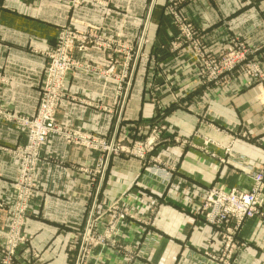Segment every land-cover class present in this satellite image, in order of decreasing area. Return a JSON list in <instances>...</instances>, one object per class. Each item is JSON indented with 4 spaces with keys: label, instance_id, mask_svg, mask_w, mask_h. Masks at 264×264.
Listing matches in <instances>:
<instances>
[{
    "label": "crops",
    "instance_id": "obj_1",
    "mask_svg": "<svg viewBox=\"0 0 264 264\" xmlns=\"http://www.w3.org/2000/svg\"><path fill=\"white\" fill-rule=\"evenodd\" d=\"M174 20L194 24L206 55L220 53L226 36L240 38L264 73V0H0V111L35 116L46 54L59 31L89 32L102 46L73 48L70 56L107 78L67 74L55 120L121 147L104 155L48 139L20 230L24 243L11 264H75L89 218L101 232L120 214L115 244L95 248L90 264H129L130 257L207 264L220 256V228L196 209L211 188L246 192L253 174L264 177V83L237 75L227 86L206 88L196 50L169 48L178 34ZM154 134L151 151L139 158L134 143ZM26 138L0 119V264L20 171L14 151ZM235 241V264H264V223L243 221Z\"/></svg>",
    "mask_w": 264,
    "mask_h": 264
},
{
    "label": "built area",
    "instance_id": "obj_2",
    "mask_svg": "<svg viewBox=\"0 0 264 264\" xmlns=\"http://www.w3.org/2000/svg\"><path fill=\"white\" fill-rule=\"evenodd\" d=\"M181 26H183L181 28L184 29L182 34H184L187 40H196L194 34L195 32L199 33V31L193 23L189 22L181 24ZM75 34L76 33L71 32L70 29L63 31L52 52L46 55L44 83L36 115L31 118H26L0 111V118L9 122L13 121L16 125L25 129L27 132L26 144L14 151V156L20 160V171L17 182L13 188V205L8 210L10 223L8 232L4 236V259L2 264H11L10 260L15 256L18 247L24 243L20 230L28 211L35 173L42 160L41 149L47 143L48 139L51 136H56L72 142L73 144L94 150L99 149L103 152H110L109 149L113 147L110 145V147L107 148L108 146L105 143L99 142L91 136L84 135L78 131L62 126L55 120L57 106L59 102L66 97L61 91L65 76L74 71L88 74V71L78 68V64L70 59L69 51L72 48L73 42H78L77 49L81 51L93 41L89 38H79L76 36L78 34ZM223 40H226L225 48H223L226 51L225 55H229L232 61L229 66L230 69L228 70L231 71L236 67L235 65H238V63L240 64L248 60L249 51L245 43L241 42L237 37L227 36ZM195 45L197 46V52H199L201 56V61L198 62V67L202 73L205 75L208 74V77H210L209 79H215V59L211 56L204 57V54L200 51V44L197 40ZM209 66L213 68V71L210 72ZM254 66L256 65L252 66L254 68L252 70V75H249L248 73L247 75L244 71V74L249 79H252L249 83H264V75H262L261 72L259 73ZM3 82L4 80L0 76V83ZM137 145H140V142H138L136 146ZM116 150L118 151L121 149L115 147L112 151L117 153ZM137 152L139 158L144 159L141 152ZM196 214L199 215L201 220L205 223L218 227L221 230L220 236L223 240V251L220 256H209L207 264H235V259L233 257L237 248L235 239L242 222L248 219H258L264 223L263 175L261 173L253 174L250 190L246 192L237 189L220 190L217 188H211L203 200H201L196 209ZM93 219L97 221L93 216L89 218L88 224L83 233V242L79 245V253L75 264H85L86 257L87 259L89 257L87 251L88 246L94 247V244L90 243L92 240L91 234L94 229V224L92 223ZM124 219L125 214H120L119 220L116 221V223L109 222L103 230H109L115 224V233H117L118 228L121 226V222ZM229 223L233 224L231 228H227ZM111 244L114 245L115 241H112L107 245L111 246ZM140 256H144L143 252ZM128 263L138 264L131 257Z\"/></svg>",
    "mask_w": 264,
    "mask_h": 264
},
{
    "label": "rangeland",
    "instance_id": "obj_3",
    "mask_svg": "<svg viewBox=\"0 0 264 264\" xmlns=\"http://www.w3.org/2000/svg\"><path fill=\"white\" fill-rule=\"evenodd\" d=\"M71 4H77V5H81V4H84V3H92V2H95L96 0H68ZM173 19H175V16H174V18ZM174 22H175V24H176V27H177V30H178V34L176 35V38H174V39H172V41H170L169 42V48L170 49H173L174 51L177 49H186L187 47H189V46H191V47H193V49H195L196 50V52H197V49L195 48V43H196V40L194 39V40H187L186 38H185V36H184V34H182L183 33V31H184V29L183 28H181V27H183V26H181V24L180 23H178V21H175L174 20ZM181 28V29H180ZM67 29H70V28H64V29H61L60 31H59V33H58V35H57V38H56V42L58 41V39H59V36H60V34L63 32V31H65V30H67ZM71 30V32H75V31H73L72 29H70ZM182 30V31H181ZM76 34H78V35H76V36H78L79 38H89L90 40H92L93 42L91 43V44H89L86 48H88L89 46H91V45H93V46H97V48L99 47V46H102V44H101V42L99 41V39L97 38V37H95L94 35H92V34H90L89 32L87 33H78V32H75ZM185 33V32H184ZM196 37H199V33L197 32H195V34H194ZM193 35V36H194ZM192 36V37H193ZM227 37V36H226ZM225 37V38H226ZM240 39V38H239ZM181 40V41H180ZM198 42H199V44H200V51L202 52V50H201V42H200V40H197ZM56 42H55V45H56ZM225 42H226V40L224 41V40H222V43H223V46H222V49L220 50V53H217V54H215V57L214 56H212V55H206V54H204L203 52H202V54H204V57H206V56H211V57H213L215 60V79H209L210 77H208V74H204V73H202V71L200 70V68L199 67H197V75H198V77H199V81L204 85V86H206V88H212V87H222V86H227L230 82H231V80H233L234 79V77H236L237 75H241V76H244V77H246L247 79H248V82H250L252 79L250 78H248L245 74H244V71H245V73L247 74H249V75H252V70L254 69L252 66L253 65H256V66H254V67H256L257 68V70H258V72L260 73L261 72V74L262 75H264V73H263V71L261 70V68H260V66H259V64H258V62L257 61H255V60H252V59H250V58H248V60L247 61H244V62H242V63H238V65H235L234 67L235 68H233L231 71H228L230 68H229V66L231 65V58L229 57V55L227 56V55H225V50L223 49V48H225ZM77 46H78V42H73L72 43V48L71 49H73V50H76V51H78V52H83L84 50H81V51H79L78 49H77ZM55 47V46H54ZM85 48V49H86ZM54 49V48H53ZM52 52V51H51ZM70 52H71V50L69 51V57H70V59L74 62V63H76V64H78L77 66H78V68H80V69H82V70H86V71H88V74H85V73H81V72H77V71H74L75 73H80V74H83V75H86V76H91V77H93V78H100V79H106L107 77H106V73H103V72H100V70L99 69H97V68H95V67H93V66H91V65H89V64H85V63H82V62H80V61H77V60H75V59H73L71 56H70ZM50 53V52H49ZM48 54V53H47ZM46 54V55H47ZM197 54H198V61L200 62L201 61V56H200V54H199V52H197ZM197 63V62H196ZM198 64V63H197ZM210 67V66H209ZM211 71H213V68L212 67H210V72ZM257 72V73H258ZM247 74V75H248ZM210 75V74H209ZM100 76H102V77H100ZM128 76H129V73L127 72V71H125L123 74H122V76H121V79H122V82H125V81H127V78H128ZM258 83V82H257ZM1 84V83H0ZM126 84V83H125ZM1 120H3V121H6V122H9V121H7V120H4V119H2V118H0ZM9 123H11V124H13V125H15L16 127H18V128H20L18 125H16L13 121H10ZM20 129H23V128H20ZM161 129V128H160ZM24 130V132L26 133V137H27V132H26V130L25 129H23ZM152 132H157V127H154L153 128V130H152ZM155 135V134H154ZM157 137H156V135L155 136H152L151 137V139H150V141L148 140V141H144L143 139H141V140H138V141H136L135 143H134V145H136L138 142H140V145H137V146H135L134 147V149L136 150V151H140L141 152V155L144 157V158H146V156H147V154H148V152H150L151 151V147H152V144L153 143H155L156 141H157ZM26 141H27V138H26ZM152 141V142H151ZM105 143V142H104ZM26 144V143H25ZM108 147L107 148H109L110 147V145H112L113 147L112 148H110L109 149V151L110 152H104V155H106V153H109V154H116V153H114L112 150H113V148H115V147H117L118 149H120L121 147L120 146H118L119 144L117 143H111V141H108V142H106L105 143ZM105 151H107V150H105ZM116 152H117V150H116ZM95 218V217H94ZM96 219V218H95ZM93 224H94V229H93V231H92V237H91V242L90 243H92V244H94V247H92V246H88V248H87V251H88V253H89V257H88V259H87V257H86V259H85V261H86V263L85 264H90L91 263V257L93 256V254H94V252H95V248H97V247H100L101 249H106V248H108V247H111L110 245L108 246L107 244H109V243H111L112 241H115V237H116V235H117V233H115V230H116V227H115V224H114V226L111 228V229H109V230H103V231H101V232H99V230H98V222L97 221H95L94 219H93V222H92ZM88 224V221H87V223H86V225ZM115 227V228H114ZM120 228V227H119ZM119 228H118V230H119ZM86 229V226H85V228H84V230ZM83 233H84V231L82 232V234L80 235V239H79V243H81V242H83ZM115 233V234H114ZM80 245V244H79ZM79 249V248H78ZM78 251V253H79V250H77ZM128 252H131L130 250H128L127 251V253ZM78 256V255H77Z\"/></svg>",
    "mask_w": 264,
    "mask_h": 264
}]
</instances>
